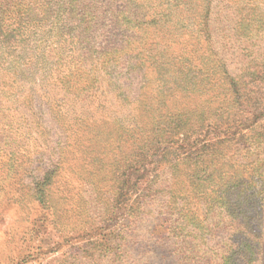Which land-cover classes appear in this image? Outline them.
Returning a JSON list of instances; mask_svg holds the SVG:
<instances>
[{
    "label": "rangeland",
    "instance_id": "1",
    "mask_svg": "<svg viewBox=\"0 0 264 264\" xmlns=\"http://www.w3.org/2000/svg\"><path fill=\"white\" fill-rule=\"evenodd\" d=\"M29 3L8 0L16 36L0 38V264H127L119 237L129 233L152 239L153 252L129 241L133 256L180 264L172 242L183 224L168 220L201 217L220 180L236 179L229 197L245 204L252 191L260 208L264 148L246 142L264 126V100L245 121L214 107L219 64L239 75L262 59L264 0H86L81 24L76 0H33L26 22ZM238 20L246 41L234 47ZM254 90L264 97V84ZM246 221L232 217L229 232Z\"/></svg>",
    "mask_w": 264,
    "mask_h": 264
},
{
    "label": "trees",
    "instance_id": "2",
    "mask_svg": "<svg viewBox=\"0 0 264 264\" xmlns=\"http://www.w3.org/2000/svg\"><path fill=\"white\" fill-rule=\"evenodd\" d=\"M76 1L77 3L75 12L76 14H78V16L82 17V20L79 21V24H81L85 14L86 0ZM32 2L33 0H30L28 8L26 9V11H24V13H22V19H25L26 22H29V19L32 17L31 14L34 15L35 9L33 8ZM7 3L8 0L4 2L0 1V38L2 37V39H5L7 37L9 39L8 41H10V38H14L16 36L17 29H11L9 31L7 28L10 23L8 22V19H6V17L7 13L11 8V6L8 7ZM211 3L210 9H208L209 11L212 9ZM119 12L122 13V10L118 11V13ZM94 13L92 14V16L95 19L97 16V12L95 11ZM99 13L102 15V12ZM208 17L204 22V31L205 29L208 31L212 29L211 18ZM254 19L255 18H252L251 21ZM246 21H248L247 18ZM55 24L57 23H52V25ZM89 24L93 27L95 25L92 24V20H90ZM104 24H107V22H105ZM248 26L249 25H247V27ZM242 27L243 20H238V23L234 26V28H231L232 30L236 31L234 36L239 37L237 39L232 40L231 43L234 45V47L239 45L240 42L246 41L243 39V36H241ZM260 27L262 30H264V22L260 24ZM13 32H15V34H13ZM206 35L209 38L208 40L211 41L213 35ZM43 42L48 43V38L44 37ZM220 65L223 67H220L219 69L224 70L225 73L223 81L225 84V90L218 95V99L215 102V105L217 106L214 107V112L216 113V115H218L219 119L227 121V119L233 118V112L228 109V106L231 108L233 107L237 112L234 116L235 119L240 120L241 118H243V120L245 121L248 118L249 114L251 116L254 115L253 110L257 109L258 106L264 100V97L259 98V95L256 96L257 92L255 93L254 90L259 87L260 84H264V54L262 56L261 61H256V58H250L249 60H246L244 66L242 67V72L239 75H233L232 73L230 74L225 64L220 63L219 66ZM91 87L92 86L90 85V83L84 84L83 86L79 87L76 91H78V93L83 94L88 93L90 92ZM262 94H264V92ZM224 103H227L229 105L224 108ZM261 109L264 110V106H262ZM209 113L212 114L213 112ZM261 128L254 127L252 129L253 140L246 142V145L249 146L248 149H251V151H249L250 153H253V151L255 153L262 147L264 148V126ZM248 138H250V135ZM242 165L243 164L240 163L238 166ZM239 186L240 185L236 179L229 182H224V180H220L217 188L215 189V194L211 198V202L209 203L207 210L204 211L201 217L197 218L198 216L195 215L187 216V214L184 213L178 214V217L176 218L170 217L168 223L170 222L173 227L174 225L175 227H177L178 224H183L181 234H175L177 238L174 239L172 242L173 244H175L176 241L178 242L175 250L176 253L180 256V264H187L189 259L194 260L195 258H209L210 264H254L257 261L261 260V252L262 250H264V202H262V204L259 205L260 208H258L256 204L259 203V201L256 200V198L254 197V192L252 191H249L247 193L245 200L243 199L245 204H240L239 202L233 201L229 197L228 192H236L240 188ZM125 191V189H122V191L119 192L117 202L122 201V199L126 196ZM250 204L252 208H250ZM104 213L106 214L107 212ZM241 215L247 218V221L244 224V229L240 230L237 227L238 225H236L235 232L231 234L229 230L232 229L233 226L230 222V219L232 217L237 218ZM153 221H156V219L154 218ZM136 226L138 227V225ZM230 226L232 227L230 228ZM150 227L151 228L149 230V234H152V232H154V226ZM184 229H191L190 231L196 230L197 233L195 234V236L203 237L197 240L195 236L190 235L192 238H189L190 236H185L182 234ZM204 233H212V236L204 237ZM220 233L228 234L225 236H221ZM121 234L124 233L122 232ZM126 235L133 236L132 239L135 240L130 241L128 237L127 242H125L122 236L119 237L123 241L122 243H119V247H121V252L118 254L122 257L121 260L125 261L127 264H152L148 261V259L133 256L128 251L130 244H127L129 241L130 243H132V245L136 242L147 243L140 244L137 249H139L140 251H142L143 249H147L149 252H153V250H149V243L152 239L147 242H143L141 240H136L141 237H136L133 235V233H129ZM164 243H168V241Z\"/></svg>",
    "mask_w": 264,
    "mask_h": 264
}]
</instances>
